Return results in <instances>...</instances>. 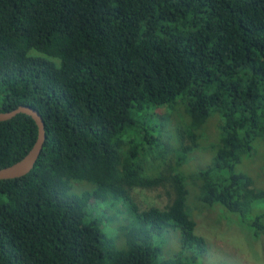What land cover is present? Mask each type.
I'll use <instances>...</instances> for the list:
<instances>
[{"label":"trees","instance_id":"obj_1","mask_svg":"<svg viewBox=\"0 0 264 264\" xmlns=\"http://www.w3.org/2000/svg\"><path fill=\"white\" fill-rule=\"evenodd\" d=\"M21 104L46 137L0 179V264H197L190 201L264 237V0H0V111ZM177 105L167 160L155 113ZM36 138L30 115L0 120V168ZM155 186L168 203L139 208L132 189Z\"/></svg>","mask_w":264,"mask_h":264},{"label":"rangeland","instance_id":"obj_2","mask_svg":"<svg viewBox=\"0 0 264 264\" xmlns=\"http://www.w3.org/2000/svg\"><path fill=\"white\" fill-rule=\"evenodd\" d=\"M181 111V105H177L175 111H171V114H166L167 109L163 107L155 113V116L158 118L164 115H168L170 118L165 121L166 123L164 122L162 129L170 147L167 160L173 159L172 148L176 147L175 136L170 128V123H173L172 119H177ZM200 157L199 155L197 156V160L194 162L195 165L205 162ZM258 158H260V155ZM261 163L262 160L255 157L248 158L247 160L244 158L238 165V168L249 173L252 167L254 169L258 168L261 166ZM255 178L256 182H261L256 175ZM87 188L90 189L88 184H72L74 191H81ZM167 189L166 186L135 187L132 189V194L136 204L141 209L150 206L163 208L169 201ZM189 204L191 205L192 216L196 223V231L206 242V250L203 255L199 256L197 264H264V237L254 238L245 226L239 224L231 214L223 211L218 206L204 207L197 201H190ZM102 207L99 206L98 209ZM96 211L98 213L97 209ZM104 211L106 214L110 211V207L104 209ZM109 224L113 225L114 223L110 222ZM112 228V230L115 229L114 227ZM108 235L114 237L112 232L108 233ZM154 239L157 243L163 242V250L165 252H175L179 247V230L177 228L165 229L156 235Z\"/></svg>","mask_w":264,"mask_h":264},{"label":"water","instance_id":"obj_3","mask_svg":"<svg viewBox=\"0 0 264 264\" xmlns=\"http://www.w3.org/2000/svg\"><path fill=\"white\" fill-rule=\"evenodd\" d=\"M17 113L30 115L37 126V138L29 151L16 162L0 168V179L16 178L27 174L38 159L45 141L44 122L39 111L29 105H19L16 108L2 112L0 111V120H6Z\"/></svg>","mask_w":264,"mask_h":264}]
</instances>
